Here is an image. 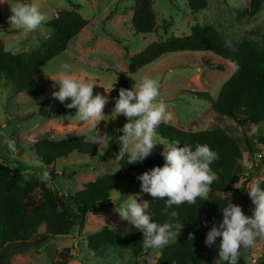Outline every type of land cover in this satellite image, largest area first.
Masks as SVG:
<instances>
[{"label":"rangeland","instance_id":"rangeland-1","mask_svg":"<svg viewBox=\"0 0 264 264\" xmlns=\"http://www.w3.org/2000/svg\"><path fill=\"white\" fill-rule=\"evenodd\" d=\"M134 1L0 0V43L5 51L13 54L36 49L40 41L51 32L46 23L59 11L72 10L76 5L80 8L78 13L87 21L85 28L68 43L66 51L41 67L40 74L36 77L39 87L36 95L14 92L8 83L0 81V161L26 178H41L43 172L32 151L35 142L74 137L89 140L94 134V130L78 120L63 119L65 116L74 117L76 109H67L64 104L52 98V92L59 89L58 85L53 87L51 79L55 80L61 71L60 66L67 63L70 66L68 71L74 78L95 84L93 94L107 97L105 115H111L118 98L115 93L117 73H125L130 90L135 84L138 88L145 77L157 79L160 83L159 99L168 105V111L173 116L169 125L193 132L218 127L237 139L243 157L242 174L248 173V176L234 186L235 190L243 188L247 191L252 182L263 181L264 163H259L260 157H264V150L250 156L244 144L245 133L248 137L258 136L262 134L263 128L248 124L241 129L231 119L217 115L208 102L198 100L192 94L195 91L208 92L215 100L222 85L236 71L234 65L210 52H182L164 55L130 74L128 60L152 42L189 35L191 28L195 26L214 27L231 45L248 40L256 42L264 32V8L255 17L248 18V0H207L206 9L192 15L186 0H151L156 29L151 34L139 35L131 28ZM18 2L36 4L47 17L46 23L34 33L11 26L8 23L10 7ZM113 83V90L106 92ZM68 102L70 101L66 103ZM127 122L122 115L108 122H101L98 130L108 137L104 144L96 145L98 155L93 158L73 152L67 158L58 159L54 164V171L58 176L44 181L47 188L61 196L74 194L86 183L115 173L121 148L117 137L123 135L119 130ZM158 142L165 141L158 136ZM163 150V145H158L150 156L161 155ZM143 173H136L117 192L112 193L102 207L89 211L82 228L75 226L66 237L49 239L41 248L12 256L10 262L55 264L58 261L57 254L68 249L71 257L68 264H154L162 248H150L147 255L134 258L130 252L113 248L93 253L87 245V237L105 227L120 237H130L139 232L128 222L122 221L115 208L119 210V202L123 204L127 196H138L140 203L156 199L141 191L137 177ZM242 184L244 186L240 188ZM228 194L222 193L221 196ZM236 195L237 193H231L230 201L239 205ZM126 229L130 231L124 235ZM42 232L44 227L38 230V233ZM173 242L175 241L169 244ZM263 256L264 241H259L255 248L243 254V259L248 264H254L253 260H259Z\"/></svg>","mask_w":264,"mask_h":264},{"label":"trees","instance_id":"trees-1","mask_svg":"<svg viewBox=\"0 0 264 264\" xmlns=\"http://www.w3.org/2000/svg\"><path fill=\"white\" fill-rule=\"evenodd\" d=\"M192 15L199 14L207 7V0H186ZM264 8V0H248V18L255 17ZM80 8L74 5L72 10L59 11L46 25L51 29L49 36L40 41L31 52L13 54L5 51L0 43V81L8 83L14 92L36 95L39 87L36 77L43 65L64 53L68 43L85 28L87 21L78 13ZM131 28L136 34L148 35L156 29L155 14L151 0H135L131 17ZM226 40L212 26H195L190 34L182 37L167 38L152 42L144 50L129 58L128 73L152 64L167 54L182 52H210L235 66L236 71L222 85L214 100L208 92H192L198 100L206 101L212 110L221 117L231 119L244 129L248 124L259 125L262 134L248 137L244 134V144L248 154L253 156L264 150V32L256 42L248 40L226 47ZM116 96L120 88L129 89L125 73H117ZM158 136L165 142H180V147L207 144L218 153V159L210 166L218 179L211 185L208 200L198 199L194 205L185 203L174 206L169 211H177L179 222L184 224L177 241L163 247L154 264H225L219 252L220 239L214 245L206 246L207 233L213 225L222 220V210L228 200L222 193H237L239 205L245 215L251 217L254 205L248 192L235 190L243 178V157L237 139L225 129L212 127L208 130L193 132L161 124ZM34 156L42 172L47 171L51 179L57 177L54 164L58 159L67 158L71 153L96 157L98 150L83 137L68 138L60 141L42 139L32 147ZM125 155L118 161L115 174H107L86 183L83 188L64 196L47 188L38 177L26 178L13 172L0 161V264H12V256L30 249L43 247L49 239L66 237L72 228L83 227L86 214L102 207L112 193L128 182L136 173L150 171L164 164L162 155L149 156L142 163L128 165ZM264 157H260V165ZM247 179V178H246ZM264 188V180L261 181ZM165 198H156L148 203L146 210L152 220L163 223L168 219L165 214ZM44 227V232L38 233ZM192 239H189V237ZM143 234L139 231L130 237H120L109 228L87 237L88 248L93 253L113 248L127 251L134 258L147 255L150 248L143 246ZM241 250L238 264H248ZM68 249L57 254L55 264H68ZM256 264H264V256Z\"/></svg>","mask_w":264,"mask_h":264},{"label":"clouds","instance_id":"clouds-1","mask_svg":"<svg viewBox=\"0 0 264 264\" xmlns=\"http://www.w3.org/2000/svg\"><path fill=\"white\" fill-rule=\"evenodd\" d=\"M10 11L8 23L24 32L34 33L47 21L36 4L18 2L10 7ZM225 46L230 48L231 44L226 43ZM69 67L67 63L62 64L57 78L51 79L53 87L58 85L59 89L52 92V98L67 109H76L74 117L65 116L63 119L78 120L94 130L89 137L91 144L100 146L108 137L98 130L101 122L122 115L128 122L119 130L123 135L117 137L121 145L117 159L127 155L128 165H136L148 158L158 145H163V166L154 167L137 179L143 193L160 200L167 198L164 207L168 219L163 223L154 222L146 211L148 203L138 202L139 197L135 195L125 197V202H119V210L115 208V211L122 221L143 234L145 248H163L177 241L184 224L179 222L178 212L169 209L185 203L194 205L198 199L208 200L211 185L218 179L210 167L219 158L218 153L207 144H196L193 150L191 145L180 147L179 141L158 142V128L161 124H170L173 116L168 105L159 99L160 83L157 79L145 77L138 88L136 84L132 90L120 88L111 115H105L107 97L94 95L95 84L74 78L68 71ZM114 84L106 92L113 90ZM48 179L49 173L43 172L41 180ZM247 192L254 205L252 216L245 215L241 206L231 203L229 193L225 196L227 206L220 210L222 222L218 226L213 225L206 235L205 245L209 247L220 239L218 256L225 264H238L241 250L255 248L259 241H264V188L260 181H254ZM129 231L126 229L124 235Z\"/></svg>","mask_w":264,"mask_h":264},{"label":"built area","instance_id":"built-area-1","mask_svg":"<svg viewBox=\"0 0 264 264\" xmlns=\"http://www.w3.org/2000/svg\"><path fill=\"white\" fill-rule=\"evenodd\" d=\"M245 176L243 177V180H245L246 179V177L248 176V173L247 174H244ZM258 260H253V263L254 264H256V262H257ZM250 264V263H249Z\"/></svg>","mask_w":264,"mask_h":264}]
</instances>
